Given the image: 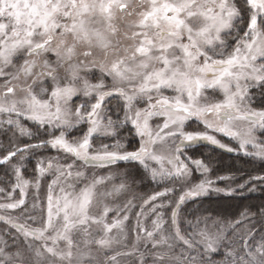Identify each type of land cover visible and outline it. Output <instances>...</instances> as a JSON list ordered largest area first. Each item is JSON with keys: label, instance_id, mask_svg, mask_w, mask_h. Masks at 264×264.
<instances>
[{"label": "snow or ice", "instance_id": "obj_1", "mask_svg": "<svg viewBox=\"0 0 264 264\" xmlns=\"http://www.w3.org/2000/svg\"><path fill=\"white\" fill-rule=\"evenodd\" d=\"M0 136V264H264V0H0Z\"/></svg>", "mask_w": 264, "mask_h": 264}, {"label": "trees", "instance_id": "obj_2", "mask_svg": "<svg viewBox=\"0 0 264 264\" xmlns=\"http://www.w3.org/2000/svg\"><path fill=\"white\" fill-rule=\"evenodd\" d=\"M190 154L193 158H201L211 163L214 169L215 175H224L229 171L240 175L238 169H243L245 172L252 171V165L247 162V158L237 156L234 153H228L213 146L202 144L194 146L190 150ZM135 171V169H130ZM198 174L193 175V179H198ZM151 184L149 181H145L140 185V189L144 190L145 185ZM152 186V185H151ZM264 202V192L256 191L253 193H246L244 197H235L231 199H220L215 198L211 202H207L206 206L210 204L211 208L216 211L235 214L238 211L243 210L244 207L249 205H259Z\"/></svg>", "mask_w": 264, "mask_h": 264}, {"label": "rangeland", "instance_id": "obj_3", "mask_svg": "<svg viewBox=\"0 0 264 264\" xmlns=\"http://www.w3.org/2000/svg\"><path fill=\"white\" fill-rule=\"evenodd\" d=\"M195 127H196V125L193 124V125H192V128H195ZM225 142L228 143L227 140H225ZM190 150H192V149H190ZM190 150H189V154H190ZM190 155H191V154H190ZM117 182H119V178H117ZM152 188H153V186H151V184H147V185H145V189H144V190H141V189H140V186H139V187L136 188V191H137V192H150V191L152 190Z\"/></svg>", "mask_w": 264, "mask_h": 264}, {"label": "flooded vegetation", "instance_id": "obj_4", "mask_svg": "<svg viewBox=\"0 0 264 264\" xmlns=\"http://www.w3.org/2000/svg\"><path fill=\"white\" fill-rule=\"evenodd\" d=\"M0 140H5V138L3 137V136H0ZM7 141L5 140V143H6ZM29 168H31V165H29Z\"/></svg>", "mask_w": 264, "mask_h": 264}]
</instances>
